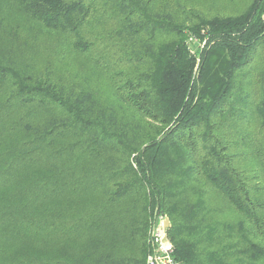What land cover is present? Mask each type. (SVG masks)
<instances>
[{
    "label": "trees",
    "instance_id": "trees-1",
    "mask_svg": "<svg viewBox=\"0 0 264 264\" xmlns=\"http://www.w3.org/2000/svg\"><path fill=\"white\" fill-rule=\"evenodd\" d=\"M263 131L264 0H0V264H264Z\"/></svg>",
    "mask_w": 264,
    "mask_h": 264
},
{
    "label": "built area",
    "instance_id": "built-area-1",
    "mask_svg": "<svg viewBox=\"0 0 264 264\" xmlns=\"http://www.w3.org/2000/svg\"><path fill=\"white\" fill-rule=\"evenodd\" d=\"M168 218L155 212L150 222L145 264H184L175 257V249L168 238Z\"/></svg>",
    "mask_w": 264,
    "mask_h": 264
},
{
    "label": "rangeland",
    "instance_id": "rangeland-1",
    "mask_svg": "<svg viewBox=\"0 0 264 264\" xmlns=\"http://www.w3.org/2000/svg\"><path fill=\"white\" fill-rule=\"evenodd\" d=\"M206 41L207 40L205 39L201 42V44H195V45L191 46V49L193 50V52L198 51L197 53H195V54H197V56H196L197 62H199V60H200V56H201V53L203 51V47H204ZM217 203H218L217 207L219 210L214 214V217L217 219H222L221 216H223L224 218H227V216H229L231 213L224 209V207L222 206L220 201H218Z\"/></svg>",
    "mask_w": 264,
    "mask_h": 264
},
{
    "label": "water",
    "instance_id": "water-1",
    "mask_svg": "<svg viewBox=\"0 0 264 264\" xmlns=\"http://www.w3.org/2000/svg\"><path fill=\"white\" fill-rule=\"evenodd\" d=\"M167 226H168V228H169V223H168V225H167Z\"/></svg>",
    "mask_w": 264,
    "mask_h": 264
}]
</instances>
